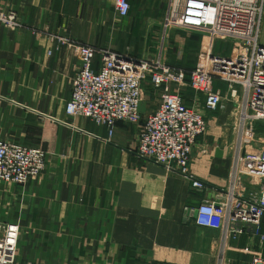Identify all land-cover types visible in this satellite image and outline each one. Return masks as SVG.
Returning a JSON list of instances; mask_svg holds the SVG:
<instances>
[{
    "label": "crops",
    "instance_id": "1",
    "mask_svg": "<svg viewBox=\"0 0 264 264\" xmlns=\"http://www.w3.org/2000/svg\"><path fill=\"white\" fill-rule=\"evenodd\" d=\"M129 1L130 14L121 17L113 0H0V10L14 11L22 22L16 29L0 24V139L46 153L45 169L28 183L0 180V232L7 223L19 224L22 264H217L220 231L198 226L195 212L233 182L231 129L213 125L198 137L190 161L191 173L206 184L198 189L137 153L144 118L159 98L144 94L141 122H119L112 136L106 126L66 112L82 64L77 45L162 60L189 79L196 55L186 62L184 43L192 31L177 25L185 0H166L159 31L179 47L169 49L164 40L155 58ZM62 37L72 45L59 43ZM101 62L96 54L93 67ZM187 87L180 93L188 105L205 101ZM223 111L232 114L231 104ZM233 186L248 194L260 180L239 176ZM253 240L244 234L230 240L228 250L247 253L253 243L252 258L261 254Z\"/></svg>",
    "mask_w": 264,
    "mask_h": 264
},
{
    "label": "built area",
    "instance_id": "2",
    "mask_svg": "<svg viewBox=\"0 0 264 264\" xmlns=\"http://www.w3.org/2000/svg\"><path fill=\"white\" fill-rule=\"evenodd\" d=\"M113 1L119 16L130 14L129 0ZM263 8L264 0H186L179 26L200 35L189 79L183 69L162 60L139 59L90 45L76 46L82 64L71 80L67 114L106 126L112 136L119 122H141L144 83L149 81L160 92L159 105L145 118L137 153L167 170L177 171L195 188L206 187L191 173L190 161L198 137L207 132L208 112L231 104L232 112L237 113L233 182L196 208L197 225L221 233L217 264H223L230 240L244 234L254 239L255 245L264 246V142H242L249 119L264 122V46L259 44ZM0 24L22 27L14 11L0 10ZM57 40L72 45L66 38ZM218 42L233 43L231 53L219 52ZM96 54L102 56L98 69L93 67ZM216 81L227 85L229 93L224 94ZM184 86L204 97V108L185 102L180 93ZM45 166V150L0 139V180L23 185L43 172ZM239 176L259 179V188L248 194L236 191L233 184ZM19 236L18 223L3 226L0 264H22L17 260ZM252 244L245 246V252L252 251ZM250 264H264V256L253 255Z\"/></svg>",
    "mask_w": 264,
    "mask_h": 264
},
{
    "label": "rangeland",
    "instance_id": "3",
    "mask_svg": "<svg viewBox=\"0 0 264 264\" xmlns=\"http://www.w3.org/2000/svg\"><path fill=\"white\" fill-rule=\"evenodd\" d=\"M132 1H133L132 2L133 12L135 15L134 17H136V20H137L136 26L139 29L138 31L142 30V32H145L148 30L147 39H148V46H149L148 52L150 56L152 55V53L157 54V51H158L157 47L162 46L164 43L163 42L164 40H166L165 42H166V45L168 44L169 49H175L176 47H179L178 42L175 40V38L172 35L165 36L159 31L160 26L162 25V17H163L164 5H165L166 0H132ZM185 1L183 2V6L185 4ZM177 25L179 27V22ZM192 33L195 34L196 32L192 31ZM192 33L190 36L185 38L184 60L187 62L188 57L193 59L196 55V57L194 58L195 60H193L194 63L192 66V68H194L196 64L197 56H198V51L200 48V35L197 33L199 37L197 41V39L192 36ZM232 44L233 43L231 42H227V43L218 42L217 43L218 51L219 52H225V51L230 52L232 50V47L234 46ZM259 44L264 46V8H263V14H262V20H261L260 32H259ZM239 47L240 46L238 45V48ZM174 54H176V51L174 53V50H173V55ZM152 56H154V58L157 57L156 55H152ZM143 59L150 60V58L148 59L143 58ZM146 82H145L146 87L144 88V94L146 95V93L148 92L147 93L148 97L155 96L156 100H158L160 92L157 89H155L149 81H146ZM224 87L225 88H222L223 93L224 94L227 92L229 93L227 85H224ZM183 88H188V87L184 86L182 87V89ZM204 102L205 101L203 100V98L198 97L195 100L194 105H196L199 108H204ZM224 103H226V101ZM236 114L237 113L234 114L232 112L231 114L230 112H228V114L225 115L223 111V106L218 108L215 111L208 112V117H209L208 127L210 128L211 126V128H213V125H222L224 132H228V134L230 132L229 130L231 129L233 137L230 142H237L236 134L234 132V124H236L238 120ZM143 118L144 116L142 115V119ZM245 126H246L245 127L246 131H245L244 139L242 142H254V140L255 141L260 140L264 142V122L263 121L249 119L248 122H246ZM204 134H206V132ZM249 145L251 146L250 143ZM254 247L256 246L254 245ZM258 247H259V252H261V254L259 253V255L264 254V246L262 247L258 246ZM218 250H219L218 253H221V233H220V248L218 247ZM230 251H231L230 247H229V250H228V247H226V250L223 256V264H248V262H250L251 258L249 254L240 252V250L236 251V253H232Z\"/></svg>",
    "mask_w": 264,
    "mask_h": 264
},
{
    "label": "water",
    "instance_id": "4",
    "mask_svg": "<svg viewBox=\"0 0 264 264\" xmlns=\"http://www.w3.org/2000/svg\"><path fill=\"white\" fill-rule=\"evenodd\" d=\"M197 213V211L195 212V214Z\"/></svg>",
    "mask_w": 264,
    "mask_h": 264
}]
</instances>
